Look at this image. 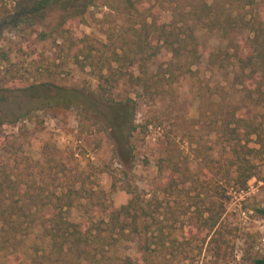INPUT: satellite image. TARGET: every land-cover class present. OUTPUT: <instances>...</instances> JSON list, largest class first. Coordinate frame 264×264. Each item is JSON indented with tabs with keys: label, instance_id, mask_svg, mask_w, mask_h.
Wrapping results in <instances>:
<instances>
[{
	"label": "trees",
	"instance_id": "trees-1",
	"mask_svg": "<svg viewBox=\"0 0 264 264\" xmlns=\"http://www.w3.org/2000/svg\"><path fill=\"white\" fill-rule=\"evenodd\" d=\"M97 1L118 11L122 19L118 27L107 31V41L100 44L87 34H79L77 28L79 22H85V10L97 5ZM0 9V28L6 24L15 28L17 39L9 43L10 51L14 49L12 42L20 39L30 44L52 40L58 58L69 57L78 68H89L98 82L113 86L126 80L151 98L181 78L198 74L204 65L211 72H231L246 106L264 108V22L260 18L263 6L258 0H32L28 5L18 3L14 10ZM53 10H58V20L54 28L46 31L43 21ZM151 62L156 63L154 71L149 67ZM14 66L0 74L5 93L19 91L40 98L48 106H81L95 117L100 105L106 107L108 112L102 114L101 121L110 128L117 144L124 142L135 111L130 101L113 102L90 88L86 92L52 81L22 87L15 84L14 78L21 71ZM30 73L39 79L53 75L51 69L38 66ZM100 91L106 92L105 86ZM4 94L0 95L1 103L6 98ZM238 110L233 106L220 125L221 139L230 148L229 166L223 176L245 189L258 173L251 156L264 154V117L258 121L249 116V111L241 115ZM20 116L4 119L0 115V126ZM249 142L254 145L249 147ZM172 151L167 148L157 160L155 191L173 200L189 196L190 191L185 187L188 178ZM19 167L0 157V264L227 261L231 245L220 228L222 210L213 201L200 204L205 200L200 197L202 191L190 197L194 216L189 235L179 239L166 230L169 225L163 218H156L160 201L154 205L151 199L129 191L127 203L114 207L103 200L100 190H87L73 182L59 192H46L35 187V181H30ZM73 208L80 212L77 221L69 218ZM253 209L264 216V207ZM207 238L209 257L198 263L197 252H201ZM251 238L244 233L241 262L235 264H264V258L252 254ZM128 244L134 245V254L122 251Z\"/></svg>",
	"mask_w": 264,
	"mask_h": 264
},
{
	"label": "rangeland",
	"instance_id": "rangeland-1",
	"mask_svg": "<svg viewBox=\"0 0 264 264\" xmlns=\"http://www.w3.org/2000/svg\"><path fill=\"white\" fill-rule=\"evenodd\" d=\"M258 1L263 6L260 18L264 22V0ZM18 3L28 5L32 0H0V8L14 10ZM58 13L53 10L45 18L46 31L56 26ZM83 15L85 22L77 24L78 33L87 34L99 44L107 41L109 29L122 22L118 11L110 10L98 1ZM165 15L168 19L167 12ZM14 33L15 28L10 25L0 28V50H5V53L0 52V74L13 65L20 68L21 72L14 78L16 85L28 87L52 81L86 92L90 88L113 102L130 101L135 111L124 142L117 144L110 128L101 121L108 112L106 107L100 105L95 117L81 106H48L40 98L19 91L5 93L0 84V95L5 93L6 97L0 102V115L4 119H15L24 113L14 122L4 120L0 126V157L18 164V169H23L27 178L35 181V187L46 192H59L64 185L73 182L87 190H100L103 200L114 207L127 203L131 197L129 191L151 199L154 205L160 201L161 207L155 216L163 218L169 225L166 230L179 239L189 235L188 227L194 216L190 197L197 190L202 191L200 197L205 200L200 204L213 201L222 210L220 228L231 245L224 264L241 262L244 233L252 237V254L264 258V216L253 209L264 207V154L256 158L251 156L258 173L248 181L245 189H239L230 178L223 176L225 167L229 166L230 148L220 136V125L233 106L236 105L241 115L249 111V116L258 121L264 117V108L246 106L231 72H211L201 65L198 74L181 78L151 98L126 80L116 85L112 83L113 86L98 82L89 68H78L69 57L58 58L52 40L30 44L20 39L12 42L14 49L10 51L9 43L17 39ZM37 66L51 69L53 75L34 78L30 71ZM155 66V62L149 65L152 71ZM132 71L137 73L135 68ZM104 86L106 92L103 93L100 87ZM247 144L249 147L254 145L252 142ZM167 148H172L178 165L188 178L185 187L189 188V196L172 200L155 191L158 184L156 163ZM79 214L78 209L73 208L69 218L77 221ZM208 239L201 252H197L198 263L209 257ZM127 247L122 251L134 254V245Z\"/></svg>",
	"mask_w": 264,
	"mask_h": 264
}]
</instances>
